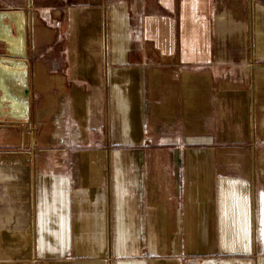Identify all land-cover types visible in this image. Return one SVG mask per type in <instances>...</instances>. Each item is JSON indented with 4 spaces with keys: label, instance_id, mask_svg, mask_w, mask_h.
I'll list each match as a JSON object with an SVG mask.
<instances>
[{
    "label": "crops",
    "instance_id": "crops-1",
    "mask_svg": "<svg viewBox=\"0 0 264 264\" xmlns=\"http://www.w3.org/2000/svg\"><path fill=\"white\" fill-rule=\"evenodd\" d=\"M21 9L0 36L27 63L25 85L0 66V130H22L0 143V264H264V0Z\"/></svg>",
    "mask_w": 264,
    "mask_h": 264
},
{
    "label": "rangeland",
    "instance_id": "rangeland-1",
    "mask_svg": "<svg viewBox=\"0 0 264 264\" xmlns=\"http://www.w3.org/2000/svg\"><path fill=\"white\" fill-rule=\"evenodd\" d=\"M34 0H0V18H17L21 15H23L25 17V12L21 9V6H24L26 5V3L28 2V4L31 5V3L33 2ZM34 14L32 11H31V15ZM41 89V88H40ZM39 89V90H40ZM41 91H45V90H42ZM37 100L39 102H41V95H38L36 96ZM52 98H48V102L43 104V107L47 106L48 104L49 107L51 106V102H53V100H51ZM38 104L35 105V109H36V106ZM51 109V107H50ZM37 113L35 112V120H38L37 118ZM4 128V129H3ZM38 130V129H37ZM39 131H41V128H39ZM21 132L22 130L19 129L18 127L14 126V127H2V129L0 130V133L2 135L0 139V143H4L6 141H8L9 139L11 140H19V138L21 139ZM38 133V131H37ZM2 140V141H1Z\"/></svg>",
    "mask_w": 264,
    "mask_h": 264
},
{
    "label": "water",
    "instance_id": "water-1",
    "mask_svg": "<svg viewBox=\"0 0 264 264\" xmlns=\"http://www.w3.org/2000/svg\"><path fill=\"white\" fill-rule=\"evenodd\" d=\"M5 19H7L6 23L4 22ZM12 22L13 21H11V18H0V36H3L5 39L14 38L17 42H19V40H20L19 32L20 31H19V28L17 25H15L17 37L11 35L10 29H11V23ZM3 25H4V27L6 26V28H3ZM21 59H25V53L24 52H21V54H17V52L14 51V52H12L10 54H6V55L0 54V66L1 65L21 66V68L18 69L21 71L17 72L19 74L18 79L21 80V82H24V85H25L26 78H27V69H26L27 63L25 60H21ZM24 106H25V104H24Z\"/></svg>",
    "mask_w": 264,
    "mask_h": 264
}]
</instances>
